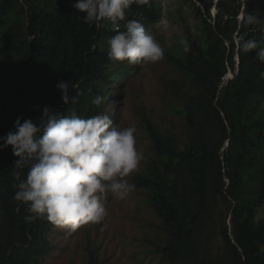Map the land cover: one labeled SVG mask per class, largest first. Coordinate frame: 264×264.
<instances>
[{"label":"trees","instance_id":"trees-1","mask_svg":"<svg viewBox=\"0 0 264 264\" xmlns=\"http://www.w3.org/2000/svg\"><path fill=\"white\" fill-rule=\"evenodd\" d=\"M199 1L190 24L175 3L182 41L161 47L179 73L168 106L187 138L163 133L140 104L152 153L125 172L154 213L148 240L164 262L264 264V0H216L215 14L214 0ZM134 4L0 0V264H46L54 225L75 211L43 188L103 162L97 132L121 122L133 54L116 53L112 30L163 16L160 0ZM99 250L87 241L88 264L107 263Z\"/></svg>","mask_w":264,"mask_h":264},{"label":"rangeland","instance_id":"rangeland-1","mask_svg":"<svg viewBox=\"0 0 264 264\" xmlns=\"http://www.w3.org/2000/svg\"><path fill=\"white\" fill-rule=\"evenodd\" d=\"M187 1L162 0L161 19L141 31L138 44L147 47L142 51V60L150 52L155 64L143 62L144 66L138 65L134 69L128 66L131 73L125 76L127 86H124L123 97L126 100L121 122L111 128L100 127L97 132L103 162L98 159L88 161L91 166L81 167L78 171L82 173L70 175L61 182L49 180L43 188L49 198L75 211L54 225L50 233L54 246L46 264H88V240L100 247L99 257L107 259L106 264H168L157 250H151L154 244L148 238H157L149 224L154 213L142 200L145 195L125 169H144V161L152 153L149 139L138 126L140 104L146 106L163 133L172 129L182 140L187 138L188 129L183 119L168 106V101L177 103L170 89L172 80L179 73L175 63L165 58L161 49L163 43L171 47L182 41L185 29L175 3L184 7L187 24L195 21L192 0ZM195 1L200 4L199 0ZM112 89L117 93L121 87L117 84ZM212 247L214 258L224 251L218 238Z\"/></svg>","mask_w":264,"mask_h":264},{"label":"clouds","instance_id":"clouds-1","mask_svg":"<svg viewBox=\"0 0 264 264\" xmlns=\"http://www.w3.org/2000/svg\"><path fill=\"white\" fill-rule=\"evenodd\" d=\"M128 1H130V0H126V2H128ZM149 1L151 2V0H133V3H135L134 5H136V6H143L145 3H149ZM160 1H162V0H160ZM192 1H195V0H192ZM114 3H115V1H114ZM215 4H216V0H214V4L212 6V13L213 14H215L217 11ZM243 17H244V11L241 9L240 12L238 13L239 21H242ZM152 23H156V22H152ZM152 23L148 22L145 25L125 23L122 25H116L113 28V30H112L113 35L117 39L116 48H115L116 53H119L120 50H125V51L133 50L131 52V53H133L132 56L130 57L131 60H129L130 58H128L126 56H119L116 59L117 62L121 61L122 59L123 60H129L128 63H129V65H131V67L136 68L138 66V59H140L143 56L142 51L145 48H147L146 46H141L138 44V41L141 38V31H143L144 28L148 27ZM261 25L263 26L264 22ZM129 65H127V66H129ZM228 75H231L230 77L233 76L231 71L227 74V76Z\"/></svg>","mask_w":264,"mask_h":264}]
</instances>
